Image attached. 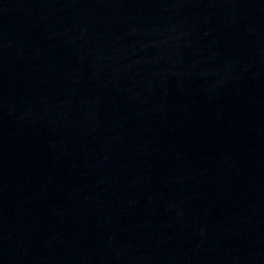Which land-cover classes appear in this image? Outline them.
Wrapping results in <instances>:
<instances>
[{"label":"water","instance_id":"water-1","mask_svg":"<svg viewBox=\"0 0 264 264\" xmlns=\"http://www.w3.org/2000/svg\"><path fill=\"white\" fill-rule=\"evenodd\" d=\"M0 264H264V0H0Z\"/></svg>","mask_w":264,"mask_h":264}]
</instances>
